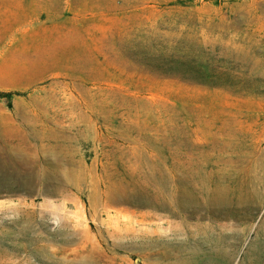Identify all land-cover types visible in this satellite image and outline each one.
<instances>
[{
  "label": "rangeland",
  "instance_id": "rangeland-1",
  "mask_svg": "<svg viewBox=\"0 0 264 264\" xmlns=\"http://www.w3.org/2000/svg\"><path fill=\"white\" fill-rule=\"evenodd\" d=\"M0 264H264V0H0Z\"/></svg>",
  "mask_w": 264,
  "mask_h": 264
},
{
  "label": "trees",
  "instance_id": "trees-1",
  "mask_svg": "<svg viewBox=\"0 0 264 264\" xmlns=\"http://www.w3.org/2000/svg\"><path fill=\"white\" fill-rule=\"evenodd\" d=\"M12 93H15V92L14 91L13 92H11V91H6V92L0 91V96L5 95V96H7L9 98Z\"/></svg>",
  "mask_w": 264,
  "mask_h": 264
}]
</instances>
